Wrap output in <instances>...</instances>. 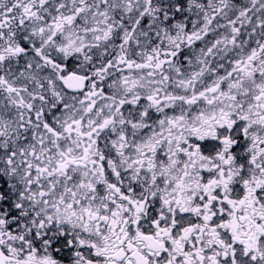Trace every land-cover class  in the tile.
I'll use <instances>...</instances> for the list:
<instances>
[{
	"label": "snow or ice",
	"instance_id": "obj_1",
	"mask_svg": "<svg viewBox=\"0 0 264 264\" xmlns=\"http://www.w3.org/2000/svg\"><path fill=\"white\" fill-rule=\"evenodd\" d=\"M0 264H264V0H0Z\"/></svg>",
	"mask_w": 264,
	"mask_h": 264
}]
</instances>
